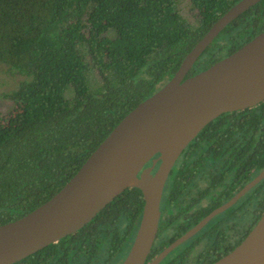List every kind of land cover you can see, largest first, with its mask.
Wrapping results in <instances>:
<instances>
[{
  "label": "trees",
  "instance_id": "1",
  "mask_svg": "<svg viewBox=\"0 0 264 264\" xmlns=\"http://www.w3.org/2000/svg\"><path fill=\"white\" fill-rule=\"evenodd\" d=\"M238 1L190 0L189 19L178 0H0V62L26 77L6 94L13 106L0 112V224L61 189ZM262 30L264 0L226 25L187 75ZM90 68L101 77L103 91L90 90ZM197 154L224 162L225 168L248 154V176L258 174L264 167V101L207 123L175 168H194ZM143 206L141 189L127 187L76 232L11 264H109L124 246L130 248ZM263 212L264 178L250 191L251 227Z\"/></svg>",
  "mask_w": 264,
  "mask_h": 264
},
{
  "label": "water",
  "instance_id": "2",
  "mask_svg": "<svg viewBox=\"0 0 264 264\" xmlns=\"http://www.w3.org/2000/svg\"><path fill=\"white\" fill-rule=\"evenodd\" d=\"M258 1L239 0L225 11L174 74L117 123L61 189L23 216L0 224V264H11L76 232L132 186L141 189L144 206L121 264H145L158 230L165 182L180 153L218 115L264 100V30L205 69L187 75L223 28ZM263 178L264 168L230 202L212 211L149 264H157L173 246ZM211 264H264V212L240 244Z\"/></svg>",
  "mask_w": 264,
  "mask_h": 264
},
{
  "label": "flooded vegetation",
  "instance_id": "3",
  "mask_svg": "<svg viewBox=\"0 0 264 264\" xmlns=\"http://www.w3.org/2000/svg\"><path fill=\"white\" fill-rule=\"evenodd\" d=\"M180 155L165 182L158 230L145 264L192 230L212 211L230 202L260 173L249 178L248 154L242 163L230 161L226 168L223 167L224 162L208 160L197 154L194 168L177 169L176 164H181ZM261 180L173 246L157 264H211L232 251L255 225L251 227L250 191Z\"/></svg>",
  "mask_w": 264,
  "mask_h": 264
},
{
  "label": "rangeland",
  "instance_id": "4",
  "mask_svg": "<svg viewBox=\"0 0 264 264\" xmlns=\"http://www.w3.org/2000/svg\"><path fill=\"white\" fill-rule=\"evenodd\" d=\"M178 7L180 11L189 19L194 17L192 11H190V0H178ZM23 79H26L24 75L19 74L18 72L10 71L6 64L0 62V112H5L13 106V101L9 99L6 94L16 89L20 81ZM87 80L89 88L92 92L96 93L104 90L105 86H103V81L97 71L93 68H90L87 72ZM165 81L166 79L164 82ZM69 90L67 89L66 91L67 95L69 94ZM128 249L129 248L127 246H124V248H122V250L109 264H121L128 252ZM84 264H103V262L93 261L91 263Z\"/></svg>",
  "mask_w": 264,
  "mask_h": 264
}]
</instances>
